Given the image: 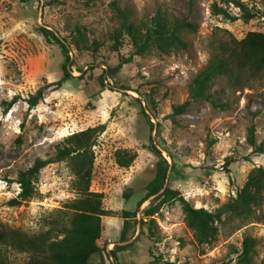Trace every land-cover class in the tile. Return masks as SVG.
Here are the masks:
<instances>
[{
	"label": "rangeland",
	"instance_id": "rangeland-1",
	"mask_svg": "<svg viewBox=\"0 0 264 264\" xmlns=\"http://www.w3.org/2000/svg\"><path fill=\"white\" fill-rule=\"evenodd\" d=\"M213 1L241 12L221 0H0V222L5 227L28 234L50 230L56 236L69 224L72 210L66 204L79 192L67 159L44 165L35 195L20 204L9 203L20 189L15 179L36 157L53 156L67 134L104 123L92 145L90 189L103 192L102 205L113 213L103 215L100 249L90 264H233L245 236L255 243L250 263L243 264L264 263V186L250 211L225 207L249 174L264 168V149L255 150L246 139L253 126L256 144L264 146V69L234 66L215 77L209 91L222 106L189 94L194 75L212 55L229 52L232 38L250 30L264 33V0H243L255 12L248 21L213 13ZM116 7H128L136 21L160 12L193 20L197 28L183 32L186 48L168 53L156 48L132 53L125 34L114 49ZM41 26L65 42L68 61ZM64 62L70 75L55 83ZM44 85L43 97L29 106L28 96ZM185 100L183 111L175 113L173 106ZM121 149L136 153L127 166L116 162ZM162 158L164 185L177 188L194 206L224 210L214 221L218 230L211 242L195 239L179 199L161 201L154 193L138 203ZM154 206L152 215L145 213ZM124 209L132 213L120 240ZM1 249L6 264H24L30 256L8 245Z\"/></svg>",
	"mask_w": 264,
	"mask_h": 264
},
{
	"label": "trees",
	"instance_id": "trees-1",
	"mask_svg": "<svg viewBox=\"0 0 264 264\" xmlns=\"http://www.w3.org/2000/svg\"><path fill=\"white\" fill-rule=\"evenodd\" d=\"M232 3L240 9V13L233 14L226 7L219 5L216 1L211 4L212 12L222 14L225 18L233 20L241 17L248 21L255 12L248 8L243 0H221ZM117 26L111 32L113 48L117 49L122 43L124 34L129 37L132 44V53L144 54L156 48L161 52L168 53L175 49L186 48L188 41L183 38V32L194 31L197 23L181 16H168L165 13H156L141 20H133L132 12L128 7H116ZM48 39H56L63 48L66 61L69 60L68 49L65 42L48 28L41 26ZM233 45H228L229 52L212 55L206 65L199 70L189 83V94L191 98H207L216 105L209 91L215 77L230 73L232 68L249 66L253 71L264 69V33L257 30L248 31L242 38H232ZM128 58L122 62L127 61ZM121 63V62H120ZM120 63L115 66L117 69ZM63 75L55 83H60L70 75V68L67 62L62 64ZM50 83V82H49ZM51 84V83H50ZM48 85V84H47ZM47 86H40L28 98L29 106H33L43 97ZM14 100L8 102V107ZM189 103L188 100L173 106L175 113L183 111ZM150 121V120H149ZM150 124L152 122L150 121ZM104 129V123L87 126L83 129L73 131L65 136L63 143L58 145L53 156L49 158L36 157L32 164L18 171L16 181L19 184V191L16 196L10 198L9 203L20 204L23 200L29 199L36 193L35 182L40 169L50 161L67 159L70 168L75 174L74 187L79 196L70 200L66 205L72 212L69 224L60 228L56 236L50 235V230L41 231L35 234H28L17 228H7L0 222V264L5 263V256L1 246L8 245L18 251L30 252L29 258L24 264H90V256L100 249L97 239L101 235V216L112 214L113 210L102 205V191L90 189L92 176V165L94 160L92 145L95 135ZM247 141L257 151H263V144H256L254 138V127L248 128ZM136 153L126 149L117 150L115 159L119 165L127 166L135 158ZM167 162L164 158L157 161L154 176L146 183L145 194L140 198L141 203L149 195L157 193L162 200L177 198L180 200L184 212V221L191 229L193 236L199 242H211L217 233V226L214 223L220 219L222 208L209 210L203 206H194L185 199L177 188L164 185L166 178ZM251 186L254 187L251 190ZM264 186V168L258 166L254 173H250L245 184L237 191L225 207L236 211H250L251 204L258 203L261 188ZM157 211V206L148 208L145 213L152 215ZM123 227L120 240L125 239L127 218L131 211L124 209ZM255 239L252 236H245L242 240V247L237 259L233 264L250 263L253 257ZM167 264H177L174 261H167ZM264 264V263H262Z\"/></svg>",
	"mask_w": 264,
	"mask_h": 264
},
{
	"label": "crops",
	"instance_id": "crops-1",
	"mask_svg": "<svg viewBox=\"0 0 264 264\" xmlns=\"http://www.w3.org/2000/svg\"><path fill=\"white\" fill-rule=\"evenodd\" d=\"M103 215L101 216V221H102Z\"/></svg>",
	"mask_w": 264,
	"mask_h": 264
}]
</instances>
